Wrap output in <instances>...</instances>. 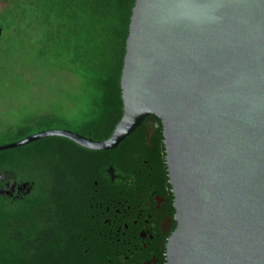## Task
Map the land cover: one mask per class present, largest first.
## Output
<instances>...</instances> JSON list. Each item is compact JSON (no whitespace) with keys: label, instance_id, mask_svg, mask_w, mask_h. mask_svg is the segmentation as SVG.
Here are the masks:
<instances>
[{"label":"water","instance_id":"1","mask_svg":"<svg viewBox=\"0 0 264 264\" xmlns=\"http://www.w3.org/2000/svg\"><path fill=\"white\" fill-rule=\"evenodd\" d=\"M121 89L108 139L55 129L0 151L64 137L108 152L155 116L178 221L168 264H264V0H136Z\"/></svg>","mask_w":264,"mask_h":264},{"label":"trees","instance_id":"2","mask_svg":"<svg viewBox=\"0 0 264 264\" xmlns=\"http://www.w3.org/2000/svg\"><path fill=\"white\" fill-rule=\"evenodd\" d=\"M135 2L0 0V97L31 103L0 119V146L55 129L94 141L113 134L124 113L121 76ZM41 82L49 91H32ZM66 85L67 103L48 99ZM112 153L64 137L0 151V175L33 187L18 204L0 197V264H65L62 240L71 236L64 219H74L79 176Z\"/></svg>","mask_w":264,"mask_h":264},{"label":"flooded vegetation","instance_id":"3","mask_svg":"<svg viewBox=\"0 0 264 264\" xmlns=\"http://www.w3.org/2000/svg\"><path fill=\"white\" fill-rule=\"evenodd\" d=\"M107 159L81 173L64 219L67 264H168L178 228L162 121L148 117ZM27 181L0 175V197L21 203L32 193ZM68 205H66L67 207Z\"/></svg>","mask_w":264,"mask_h":264},{"label":"rangeland","instance_id":"4","mask_svg":"<svg viewBox=\"0 0 264 264\" xmlns=\"http://www.w3.org/2000/svg\"><path fill=\"white\" fill-rule=\"evenodd\" d=\"M6 7V4L1 3L0 4V16L2 14V12L4 11ZM63 82L69 83L70 80L72 79V77L69 76H65L62 77ZM69 86H65L63 88L62 94H57V96H51L48 97L49 100H51L53 103H58V104H64L68 102V88ZM68 88V89H67ZM32 91L36 92L37 94L40 92H45L47 93L49 91V86L46 82H41L36 86H33ZM39 97V95L37 96ZM31 106V103L28 102L27 99L23 98L21 101H18L16 98H10V99H6V98H1L0 97V119H10L11 118V113L14 112V110L16 109L17 106ZM16 111V110H15Z\"/></svg>","mask_w":264,"mask_h":264}]
</instances>
